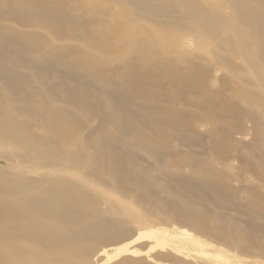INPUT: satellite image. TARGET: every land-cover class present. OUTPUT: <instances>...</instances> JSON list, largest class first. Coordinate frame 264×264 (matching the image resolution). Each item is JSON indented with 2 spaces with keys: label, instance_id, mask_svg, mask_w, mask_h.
<instances>
[{
  "label": "bare ground",
  "instance_id": "bare-ground-1",
  "mask_svg": "<svg viewBox=\"0 0 264 264\" xmlns=\"http://www.w3.org/2000/svg\"><path fill=\"white\" fill-rule=\"evenodd\" d=\"M69 1L0 0V264H262L264 0Z\"/></svg>",
  "mask_w": 264,
  "mask_h": 264
},
{
  "label": "rangeland",
  "instance_id": "rangeland-1",
  "mask_svg": "<svg viewBox=\"0 0 264 264\" xmlns=\"http://www.w3.org/2000/svg\"><path fill=\"white\" fill-rule=\"evenodd\" d=\"M69 2H72V0L71 1H69ZM73 3V2H72ZM72 3H68V7H73L72 5ZM168 3V2H167ZM96 20H98V22L99 21H101V19H100V17L99 18H97ZM140 25H142L143 27H147L146 29L148 30V32H152V34L154 35V39H153V44L150 42L149 43V41L147 42L148 43V45L146 46L145 44L143 45L144 46V48L146 49V47H150L151 49H153L154 51L155 50H157V51H155V52H159V55H160V58H163V60L164 61H169V58L170 59H173V57L174 58H176V56H190V55H193V56H198V55H201L202 57H204V56H207L208 54H209V52L210 51H212V50H214V47L213 46H201V47H197V46H194V45H192L193 43H191V45L188 43V45H190L189 47H188V45H187V47H181V46H179L178 44H175L174 42H173V36H174V33H173V31H170V32H164V33H162V31H159V30H157V29H155L153 26H151V24L150 23H148V22H146V21H139V26ZM96 32L94 33V36L92 37V38H95L94 39V41L93 42H96V39H98L99 37H101V35L99 36V31H101L100 29H99V31H98V29L96 30V28L94 29ZM132 30H135V28H133ZM97 31H98V33H97ZM44 32V31H43ZM101 32H105V31H101ZM96 34V35H95ZM100 34H104V33H100ZM106 34H108V36L106 35ZM106 34H104V35H106L107 37H105L104 35L102 36V37H104V39L101 41L100 39H102V37L99 39L100 41H98V42H102V44L103 43H105V44H101L100 45V43H99V47H103L104 45H105V47H106V49L108 50V51H113V46L111 45V42L110 41H108V37L110 38L111 36V34H109V32L108 33H106ZM97 36H99L98 38H97ZM106 38H107V41H106ZM159 38H161V40H159ZM189 38V37H188ZM110 40V39H109ZM104 41H106V42H104ZM187 41L189 42H191V39H187ZM187 41H185V43L187 42ZM108 42V43H107ZM162 42V43H161ZM73 44V43H72ZM93 44H98L97 42L96 43H93ZM107 44H109L108 46H107ZM110 45H111V47H112V49H110L111 47H110ZM143 46H142V48H143ZM146 46V47H145ZM152 46V47H151ZM109 49H108V48ZM140 47V46H139ZM189 48V49H188ZM100 49H102V48H100ZM103 51L105 50V49H102ZM106 50V51H107ZM107 51V52H108ZM129 51H133V49L132 48H129ZM153 51V52H154ZM189 53H190V55H189ZM194 53V54H193ZM199 53V54H198ZM164 56V57H163ZM170 56V57H169ZM201 56H198V58L200 57L201 58ZM198 61V60H197ZM198 62H200V63H198ZM197 62V64L199 65H201V64H203L204 66L205 65H207L203 60H201V61H198ZM182 65V66H181ZM203 65H201V66H203ZM178 66H180L181 68H183V63H179L178 62ZM184 69V68H183ZM184 71V70H183ZM219 75H222L221 74V72H219ZM217 86V87H216ZM212 87L213 88H218V81H213L212 82ZM1 150H2V147L0 146V152H1ZM244 153H246V154H248V152H246V151H244ZM21 167H17V165H15V164H13V163H8V162H6L5 160H3V159H1L0 158V173H6V174H11V173H22L23 174V169H20ZM249 172V171H248ZM247 173V172H246ZM249 174V175H248ZM29 175V174H28ZM247 175V177H250V178H252V179H254V177H253V175L252 174H250V173H247L246 174ZM255 251V250H254ZM256 252H258V251H256ZM262 264H264V260H261L260 261Z\"/></svg>",
  "mask_w": 264,
  "mask_h": 264
}]
</instances>
